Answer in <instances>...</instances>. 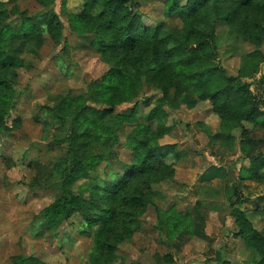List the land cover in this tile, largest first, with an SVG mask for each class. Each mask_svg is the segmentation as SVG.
Returning a JSON list of instances; mask_svg holds the SVG:
<instances>
[{"label": "trees", "instance_id": "16d2710c", "mask_svg": "<svg viewBox=\"0 0 264 264\" xmlns=\"http://www.w3.org/2000/svg\"><path fill=\"white\" fill-rule=\"evenodd\" d=\"M34 2L40 13L30 15L13 6L7 15L0 16V134L8 129L5 118L18 94L16 70L21 50L15 45L39 50L44 35L56 44L63 42L64 49L67 45L53 9L55 0ZM82 2L80 13L66 15L68 32L92 36L89 49L108 69L84 91L65 95L44 109L49 118L41 120L42 125L52 121L65 128L60 141L66 152L52 169L59 193L35 216L40 222L35 236L57 234L68 221L78 218L82 225L79 234L91 241L87 264H116L119 248L132 240L147 207L154 204V187L172 183L174 163L191 153L189 149L179 151L172 135L175 125L170 115L179 107L172 96L174 84L186 88L195 105L209 106L219 133L224 135L221 147L228 152L237 147L241 158L248 161V166L239 170L238 181L264 182V74L256 78L264 64V0H184L182 5L177 0H164L163 14L176 18V27L166 21L146 25L135 0ZM223 3L232 5L224 15ZM241 6L252 7L263 20L252 22L256 29L252 39L245 35L234 38L235 44L251 45L253 50L240 53L236 75L231 76L219 62L216 29L220 22L230 25ZM60 7L63 10L64 0ZM11 16H15V24ZM152 102L141 121L139 105ZM129 105V109L119 110ZM123 124L131 126L124 138L127 162L120 161L115 151ZM198 126L211 138L207 126ZM232 187L229 208L236 227L233 237L247 253L244 264H264V209L241 210L246 200L241 199L235 185ZM154 210V229L167 244L193 236L196 224L190 213H181L175 206ZM162 260L172 263L170 254ZM23 263L39 264L22 256H13L10 262Z\"/></svg>", "mask_w": 264, "mask_h": 264}, {"label": "rangeland", "instance_id": "374dc122", "mask_svg": "<svg viewBox=\"0 0 264 264\" xmlns=\"http://www.w3.org/2000/svg\"><path fill=\"white\" fill-rule=\"evenodd\" d=\"M135 1L140 4L144 23L156 25L160 21H166L172 27L179 25L176 18L164 16V0ZM61 2L62 0H55L53 9L63 27V36L67 41L65 49L63 42L56 44L46 35L43 36V44L39 50L28 45H15L21 50V64L16 70L18 82L15 90L18 94L5 118L8 129L0 134V264H10L13 256L32 257L39 264H87V256L91 250L90 239L78 232L82 228L78 218L68 221L57 234L46 232L43 237L35 236L40 224L35 216L51 204L59 193L58 181L54 178L52 169L66 152V145L60 141L66 134L65 128L52 121L48 126L42 125L41 120L49 118L44 109L52 107L65 95L84 91L89 82L99 78L108 69L98 54L89 49L92 36H76L68 32L66 15L80 13L83 9L82 0H64L63 10ZM183 3L184 0H177V4ZM13 6L26 10L30 15L41 12L34 0H0V16L7 15ZM229 8L232 5L223 3L222 15L227 14ZM13 17L15 16L9 19L15 24ZM262 20V16L252 7L241 6L230 25L218 23L216 33L220 37L219 62L227 74L235 75L240 53L253 50L251 45L235 44L234 38L245 35L252 39L256 31L252 22ZM261 49L264 54V45ZM263 74L264 64L256 78ZM252 90L259 97L258 89L253 86ZM131 106H123L119 110L124 111ZM152 107L153 102L139 105L141 121ZM208 108L207 104H197L193 110L182 107L170 115L171 123L175 125L172 135L176 136L178 150L189 149L191 153L187 159L174 163L175 181L154 187L157 197L153 209L148 208L141 217L139 229L132 240L119 248L120 260L116 264H165L162 257L169 253L171 260L175 256L171 264H211L214 259L210 252L219 248L220 238L226 244L222 250L227 251L229 248V252L225 253V261L228 264L245 263L247 253L243 244L231 235V216L232 219L227 216L221 227L216 212H210L205 231L212 240L206 243L195 238L180 237L181 250L177 248L178 252L173 251L165 242L164 236L154 229V207L165 209L173 205L181 213H186L196 200L214 202L215 205L216 202H225L223 194L216 199V182L209 184L199 181L208 165L220 164L216 162L215 153L205 147V136L194 126L197 121H201L204 122L203 125L216 131V118ZM128 128L130 127L124 125L119 131L120 143L115 149L122 162L129 159V152L124 146ZM191 137L198 141L197 144L191 141ZM239 165L235 168L238 169ZM205 187L210 188L206 190ZM248 189L252 194L248 201L252 202L258 196L264 199V185H250ZM241 194V199H244ZM253 206L246 202L242 205L250 210ZM221 209L224 213L226 209L228 212L229 201L228 206L224 205ZM255 225L260 227L256 221Z\"/></svg>", "mask_w": 264, "mask_h": 264}, {"label": "crops", "instance_id": "0c3cea01", "mask_svg": "<svg viewBox=\"0 0 264 264\" xmlns=\"http://www.w3.org/2000/svg\"><path fill=\"white\" fill-rule=\"evenodd\" d=\"M142 20H143V17H142ZM146 25H151V24H146ZM263 45H264V37L262 40L261 48L263 47ZM261 51H262V49H261ZM236 72H237V70H236ZM235 75H236V73H235ZM231 76H234V75H231ZM172 96L179 103L178 110L181 109L182 107H184V109H186V110H193L196 107V105L194 104V99L189 96L186 88H184L183 86H181L179 84H174ZM199 123L204 124V122L197 121L194 124V126H196L198 128L199 132L203 136H205V138H206L205 147L208 148L209 150H212L215 153L216 162L218 161L220 163V164L216 163L214 165H208V167L201 174L199 181H202V182L204 181V182H207L209 184L216 182V199L218 198V196L220 194H223L225 202L223 204L216 202V205H215L214 202H205L203 200H196L195 204L191 207V210L186 212V213H190L195 218V220H197V221H195L196 230H195L192 237H186V238H189V239L195 238V239L200 240L202 242L209 243L210 240H212V239L209 238V236L207 235V233L205 231V226H206V223H207V220L209 217L208 215L212 211L216 212V216H217L216 218H217L219 224L221 225V227H222V225H224L227 216L230 217V208L228 209V212L226 209V213H224L222 211L223 209H221V207H223L224 205L228 206V201L232 195V189H233L232 186L235 185L239 194L242 193L241 195L244 197V200H246V203H248V204L251 203L252 205H254L252 209H254V208L264 209V202H262V201H264V199L262 198V196L256 197V199L252 202L248 201V200H251V198H252V194H251L250 190L248 189V187L250 185H264V182L260 183V182H251V181H238L239 170L242 167H247L248 161L241 158L240 152H239L237 147L235 148V150L233 152H228L225 148L221 147V141L224 138V135L219 133L217 124H216V131H212L211 128L208 125H206L208 127V129L211 131V138H208L206 136V134L202 131V129L198 126ZM124 125L125 124H123L120 127V130L124 127ZM125 126L130 127V128H128L129 129L128 132H129L131 129V126H129V125H125ZM127 133L125 134V136L127 135ZM125 136H124V138H125ZM119 140H120V138H119ZM191 141L194 144H197V142H198L197 140L193 139L192 137H191ZM198 149H202V148H198ZM238 164H240V165H239V168L237 169V168H235V166ZM175 175H176V170H175V166H174V181H175ZM208 188H210V187H205L206 190ZM257 201H259V202H257ZM154 204H155V200H154ZM198 205H200L199 208L197 207ZM148 208L153 209V206H151V205L148 206L146 209V212H147ZM193 208H195L194 213H193ZM241 210H250V209H245L241 205ZM232 220L233 221H231V229H230L232 231L231 235H233L236 231L234 219H232ZM155 222H156V220H155ZM181 238H183V237H181ZM179 239H180V237L177 238L172 244H167V245L170 246L173 251L178 252L177 248H179V245L181 246V243H180L181 241H179ZM224 244H225V242H223L220 238V242L218 245L219 248L217 250H213L210 252V253H212V257L214 259V260H212L214 262H212V263L210 262L211 264H222V262L225 260L224 259L225 253L229 252V248L228 249L226 248L227 251L222 250ZM227 247H229V246H227ZM173 258H175L174 255L172 257V260H174Z\"/></svg>", "mask_w": 264, "mask_h": 264}]
</instances>
